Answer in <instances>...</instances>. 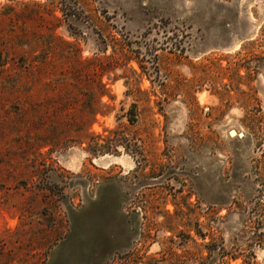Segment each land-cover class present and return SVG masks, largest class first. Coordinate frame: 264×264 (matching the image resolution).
Masks as SVG:
<instances>
[{
    "label": "rangeland",
    "instance_id": "obj_1",
    "mask_svg": "<svg viewBox=\"0 0 264 264\" xmlns=\"http://www.w3.org/2000/svg\"><path fill=\"white\" fill-rule=\"evenodd\" d=\"M0 264H264V0H0Z\"/></svg>",
    "mask_w": 264,
    "mask_h": 264
},
{
    "label": "water",
    "instance_id": "obj_2",
    "mask_svg": "<svg viewBox=\"0 0 264 264\" xmlns=\"http://www.w3.org/2000/svg\"><path fill=\"white\" fill-rule=\"evenodd\" d=\"M228 134H229L230 136H234V135H236V134H235V131H234L233 128H231V129L228 130ZM238 135H239V136H242V133L238 132Z\"/></svg>",
    "mask_w": 264,
    "mask_h": 264
}]
</instances>
